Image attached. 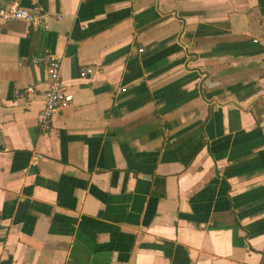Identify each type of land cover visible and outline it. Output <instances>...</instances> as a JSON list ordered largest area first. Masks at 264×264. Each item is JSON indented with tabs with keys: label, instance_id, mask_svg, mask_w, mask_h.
I'll return each instance as SVG.
<instances>
[{
	"label": "crops",
	"instance_id": "0c3cea01",
	"mask_svg": "<svg viewBox=\"0 0 264 264\" xmlns=\"http://www.w3.org/2000/svg\"><path fill=\"white\" fill-rule=\"evenodd\" d=\"M16 1L53 16L0 24V264H264V0Z\"/></svg>",
	"mask_w": 264,
	"mask_h": 264
},
{
	"label": "built area",
	"instance_id": "2783aa9c",
	"mask_svg": "<svg viewBox=\"0 0 264 264\" xmlns=\"http://www.w3.org/2000/svg\"><path fill=\"white\" fill-rule=\"evenodd\" d=\"M53 15L40 7L29 9L22 6L16 0L3 2L0 0V24L9 21H24L34 29H47L50 18ZM56 19L60 15H55ZM32 64H43L47 75V88L42 93V106L39 109L36 121L39 129L46 132L50 129L52 120L57 113L66 108L72 98L68 92L61 76V60L52 53H45L41 56H32L29 59ZM92 73L91 67H81L80 77H86ZM35 93V88L26 86L17 92V98H23Z\"/></svg>",
	"mask_w": 264,
	"mask_h": 264
}]
</instances>
